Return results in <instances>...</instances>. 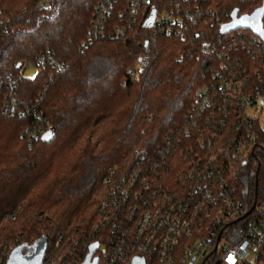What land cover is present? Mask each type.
Wrapping results in <instances>:
<instances>
[{"label": "trees", "instance_id": "obj_1", "mask_svg": "<svg viewBox=\"0 0 264 264\" xmlns=\"http://www.w3.org/2000/svg\"><path fill=\"white\" fill-rule=\"evenodd\" d=\"M110 1L107 33L88 42L101 0H0V78L17 79L19 106L38 107L55 129L50 141L29 142L24 133L32 117L0 113V241L21 233L23 253L44 234L52 239L46 257L60 250L59 236L70 246L90 238L111 169L127 171L142 153L155 157L168 137L190 128L194 93L218 72L245 71L254 79L261 68L251 57L258 48L253 32L222 34L220 26L233 10L249 16L264 0H206L221 22L197 23L184 38L153 36L144 26L153 9L170 8L173 0H147L126 27L129 0ZM261 23L264 30V15ZM116 25L125 28L117 38L110 36ZM41 55L35 76L19 78L24 64L35 66ZM142 55L148 63L134 75L130 68ZM252 131L257 175L237 162L228 172L248 206L264 202V125L256 119ZM227 133L234 134L232 126ZM16 210L14 221H2ZM211 261L224 264L218 256Z\"/></svg>", "mask_w": 264, "mask_h": 264}, {"label": "built area", "instance_id": "obj_2", "mask_svg": "<svg viewBox=\"0 0 264 264\" xmlns=\"http://www.w3.org/2000/svg\"><path fill=\"white\" fill-rule=\"evenodd\" d=\"M146 2L128 1L125 27L137 20ZM173 2L170 8L153 9L155 17L146 27L153 36L184 38L197 23L221 22L217 6L206 0L192 5L187 0ZM111 9L110 0L99 2L88 42L107 33L105 21ZM124 26L116 25L110 36L119 37ZM256 41L258 48L251 57L259 58L261 68L255 69L254 79L245 71L228 70L218 72L211 85L198 88L194 93L196 112L186 117L191 127L182 135L168 137L155 157L146 158L142 153L127 171L111 169L102 179L104 192L92 236L74 240L73 246L59 236L55 246L60 250L45 256L42 264H82L93 244H97L92 255L97 264H128L135 255L142 256L145 264H193L202 246L206 248L201 262L214 250V257L224 264H264V202L248 206L228 178L236 162L247 165L246 155L256 161L254 152L259 149L252 127L264 105V41L257 36ZM148 60L142 55L130 72L138 75ZM43 62L41 55L36 69ZM34 76L21 71L19 78ZM0 113L31 116L33 121L24 133L29 142L41 140L52 128L38 107L19 106L18 82L12 77L0 78ZM229 126L234 130L230 136ZM188 140L195 144H187ZM18 210L2 221H14ZM43 236L49 246L51 236ZM23 242L21 233L1 240L0 264H7L11 251Z\"/></svg>", "mask_w": 264, "mask_h": 264}, {"label": "water", "instance_id": "obj_3", "mask_svg": "<svg viewBox=\"0 0 264 264\" xmlns=\"http://www.w3.org/2000/svg\"><path fill=\"white\" fill-rule=\"evenodd\" d=\"M263 15H264V2L261 7L256 9L249 16L239 17L237 15V10H233L230 14V21L220 26V32L222 34H228L229 32L236 29L249 28L257 37H259L262 41H264V30L262 28V23H261V19ZM154 17H155V10H152L149 17L145 20L144 26L145 27L151 26ZM54 131L55 129L52 127L41 137V141L42 142L50 141L53 138ZM257 171L258 170L256 169L255 175H257ZM252 209L253 207L250 209V211ZM23 247L24 245L22 244L11 251L7 264H42L48 247V239L45 236H41L38 240L34 242L31 250L27 253H23L22 251ZM96 247L97 244H93L90 246L89 252L87 253L86 258L82 264H97L98 261L97 258L92 259V255ZM211 253H209L203 259L201 264L204 263L206 258ZM128 264H145V261L142 256L135 255Z\"/></svg>", "mask_w": 264, "mask_h": 264}, {"label": "rangeland", "instance_id": "obj_4", "mask_svg": "<svg viewBox=\"0 0 264 264\" xmlns=\"http://www.w3.org/2000/svg\"><path fill=\"white\" fill-rule=\"evenodd\" d=\"M23 66V65H22ZM21 71L24 72L26 75H32L34 76L37 73V69L36 67L33 65V63H27L24 64V66L21 68ZM259 115V121L262 125H264V105L260 111ZM245 158L247 159V165L246 168L248 167V170L252 173L254 172V168H255V163L256 161L252 158H247V155L245 156ZM205 246L201 247V253L198 254V257L195 259V261L193 262V264H200L201 262V257L205 251ZM208 264H216V261H211Z\"/></svg>", "mask_w": 264, "mask_h": 264}, {"label": "flooded vegetation", "instance_id": "obj_5", "mask_svg": "<svg viewBox=\"0 0 264 264\" xmlns=\"http://www.w3.org/2000/svg\"><path fill=\"white\" fill-rule=\"evenodd\" d=\"M257 169V168H256ZM214 254L215 252H212L207 258L206 260L204 261L203 264H208L213 258H214ZM201 264V263H200Z\"/></svg>", "mask_w": 264, "mask_h": 264}]
</instances>
